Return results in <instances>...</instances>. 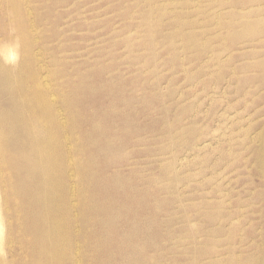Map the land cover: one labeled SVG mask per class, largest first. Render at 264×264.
Masks as SVG:
<instances>
[{"label": "rangeland", "instance_id": "rangeland-1", "mask_svg": "<svg viewBox=\"0 0 264 264\" xmlns=\"http://www.w3.org/2000/svg\"><path fill=\"white\" fill-rule=\"evenodd\" d=\"M0 264H264V0H0Z\"/></svg>", "mask_w": 264, "mask_h": 264}]
</instances>
